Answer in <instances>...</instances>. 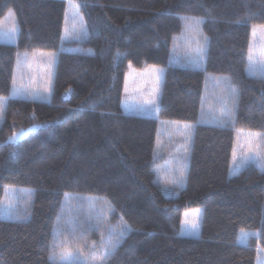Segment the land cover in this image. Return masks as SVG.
I'll use <instances>...</instances> for the list:
<instances>
[{
    "label": "trees",
    "instance_id": "trees-1",
    "mask_svg": "<svg viewBox=\"0 0 264 264\" xmlns=\"http://www.w3.org/2000/svg\"><path fill=\"white\" fill-rule=\"evenodd\" d=\"M69 1L84 35L64 42V0H0V20L11 13L16 25L15 44L0 43V98L22 53L56 54L48 101L7 98L0 112V200L4 187L22 190L28 215L0 218V264H54L64 250L87 254L113 235L105 264H256L264 169L227 170L237 132L264 142V76L245 73L264 0ZM188 18L202 21L199 68L168 64ZM127 65L164 69L156 118L121 112ZM167 122L192 126L182 186L156 171L169 152L158 131ZM192 208L201 210L198 237H179ZM117 226L122 235L109 234Z\"/></svg>",
    "mask_w": 264,
    "mask_h": 264
},
{
    "label": "rangeland",
    "instance_id": "rangeland-1",
    "mask_svg": "<svg viewBox=\"0 0 264 264\" xmlns=\"http://www.w3.org/2000/svg\"><path fill=\"white\" fill-rule=\"evenodd\" d=\"M65 2V18L62 27V41L77 40L84 35L83 21L78 14L75 4L69 0ZM14 29V30H13ZM180 43L175 47V52L170 53L168 64L179 66H191L199 68L203 61V52L206 40L202 37L199 28L195 25L193 29H189L187 24L185 31L178 39ZM16 42V25L14 17L11 13H6L0 20V43L14 45ZM61 50H70L72 46L69 44L60 45ZM198 49H201L198 51ZM44 54L43 56L41 54ZM254 58V66L250 65L249 55ZM56 54L54 52L36 51L30 54L22 53L16 62V68L13 75L10 93L7 98L28 99L34 101L46 102L49 99L51 90V80L55 65ZM264 26L253 25L250 28V37L247 51L246 74L258 73L264 76ZM164 69L155 66H143L136 69L131 65L126 66L124 73L122 93L120 100V109L124 114L135 115L147 118H156L157 101L159 93V85L162 81ZM214 81V82H213ZM212 83H215L213 80ZM17 91L13 92V84ZM204 112L209 113V108L204 107ZM211 121L214 123L213 116L217 113L213 106L210 107ZM190 125L181 122H167L159 127L161 135L159 139L163 145L168 147L169 152L166 154V162L163 164L164 169H157L158 176L165 179L171 186L177 184L183 185V177L186 172L188 153L187 145L191 137V129L185 128ZM25 133L23 131L16 134ZM13 136V135H12ZM11 136V137H12ZM21 138L17 135L16 141ZM10 139V138H9ZM169 143V144H168ZM161 147L158 155L161 156ZM254 157L255 159H246ZM253 164L259 169H264V142L261 137L255 133L237 132L236 141L232 149V155L227 170L228 177L236 174L243 167ZM170 168L172 170L166 171ZM181 172L183 175L181 176ZM163 181V180H162ZM164 193H170V184L163 182ZM24 193L16 188L4 187L2 198L0 200V218L7 220H19L28 217L21 216L25 208ZM200 208H192L185 210L180 216V225L178 230L179 237L197 238L200 225ZM109 234L116 232V235H122L120 226L117 229L109 227ZM247 232L241 231L236 239V244L244 245L246 243ZM116 238L115 235L111 239ZM109 239L98 250H91L87 254L78 251L64 250L62 254L71 252L73 255L69 260V264H100L104 248L108 246ZM256 256V264H264V251L258 250ZM60 254V256L62 255ZM58 256L51 261L57 264L60 259Z\"/></svg>",
    "mask_w": 264,
    "mask_h": 264
},
{
    "label": "snow or ice",
    "instance_id": "snow-or-ice-1",
    "mask_svg": "<svg viewBox=\"0 0 264 264\" xmlns=\"http://www.w3.org/2000/svg\"><path fill=\"white\" fill-rule=\"evenodd\" d=\"M201 22L202 21H200V20H196V19H193V18H188L187 27L189 29H193L195 27V25H197V24H199ZM200 50L201 49H198V51H200ZM41 55L43 56L44 54L42 53ZM249 61H250V65L254 66L255 62H254V58H253L251 53L249 55ZM262 70H264V66H262ZM16 91H17V89L15 88V82H14V84H13V92L15 93ZM6 99L7 98H0V112H2V110H3V106H4L5 102H6ZM225 108H226V102H225ZM184 127L185 128H189L191 126L190 125H185ZM17 135H21L22 136L23 133H21V134L14 133L13 136L10 137L9 142L10 143L16 142ZM257 135H260V134H257ZM246 159H255V158L254 157H249V158H246ZM182 175H183V172H181V176ZM97 226H99V225H97ZM122 227H127V226L123 225ZM114 247H115V245H111V247L106 246L104 248L103 255H102L101 260H100V264H105V260H106L107 256L110 254L111 248H114ZM72 255H73V253H71V252L62 254L60 256V259L57 261V264H69V260H70Z\"/></svg>",
    "mask_w": 264,
    "mask_h": 264
}]
</instances>
